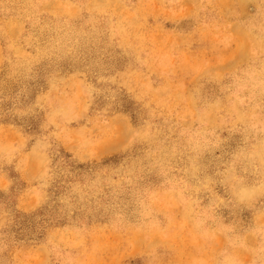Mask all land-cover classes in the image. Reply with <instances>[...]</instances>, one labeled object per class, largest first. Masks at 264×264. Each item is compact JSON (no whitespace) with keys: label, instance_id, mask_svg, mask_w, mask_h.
I'll return each mask as SVG.
<instances>
[{"label":"rangeland","instance_id":"1","mask_svg":"<svg viewBox=\"0 0 264 264\" xmlns=\"http://www.w3.org/2000/svg\"><path fill=\"white\" fill-rule=\"evenodd\" d=\"M0 264H264V0H0Z\"/></svg>","mask_w":264,"mask_h":264}]
</instances>
